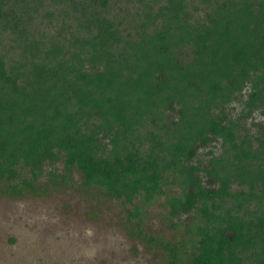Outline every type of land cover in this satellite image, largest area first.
<instances>
[{
  "label": "trees",
  "instance_id": "16d2710c",
  "mask_svg": "<svg viewBox=\"0 0 264 264\" xmlns=\"http://www.w3.org/2000/svg\"><path fill=\"white\" fill-rule=\"evenodd\" d=\"M6 40L21 58L0 55V194H37L58 162L54 179L128 205L176 184L170 219L200 222L188 242L139 231L167 252L152 264H264V126L245 127L264 115V0H0Z\"/></svg>",
  "mask_w": 264,
  "mask_h": 264
},
{
  "label": "rangeland",
  "instance_id": "374dc122",
  "mask_svg": "<svg viewBox=\"0 0 264 264\" xmlns=\"http://www.w3.org/2000/svg\"><path fill=\"white\" fill-rule=\"evenodd\" d=\"M0 55L17 60L21 50L6 40ZM241 110L242 104L234 102L228 111L236 118ZM260 126H264L261 112L245 122L251 134ZM209 151L219 156L220 143L202 150L200 159L209 160ZM62 170V162L46 165L36 181L37 194L27 188L22 197L0 194V264H152L165 261L167 252L141 241L139 231L161 243L180 238L188 242L187 229L200 222L197 213L170 219L166 199L180 193L176 184L164 186L167 194L150 204L139 199L128 205L100 189L83 187L78 171L70 174L68 182L50 174L60 175ZM20 171L22 178L32 180L29 169ZM5 186V181L0 183V190ZM135 206L140 207L141 217L130 219Z\"/></svg>",
  "mask_w": 264,
  "mask_h": 264
}]
</instances>
